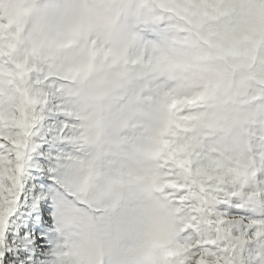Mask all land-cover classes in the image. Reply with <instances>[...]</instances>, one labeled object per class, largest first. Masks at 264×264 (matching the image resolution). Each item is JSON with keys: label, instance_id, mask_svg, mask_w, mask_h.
Listing matches in <instances>:
<instances>
[{"label": "snow or ice", "instance_id": "obj_1", "mask_svg": "<svg viewBox=\"0 0 264 264\" xmlns=\"http://www.w3.org/2000/svg\"><path fill=\"white\" fill-rule=\"evenodd\" d=\"M0 264H264V0H0Z\"/></svg>", "mask_w": 264, "mask_h": 264}, {"label": "rangeland", "instance_id": "obj_2", "mask_svg": "<svg viewBox=\"0 0 264 264\" xmlns=\"http://www.w3.org/2000/svg\"><path fill=\"white\" fill-rule=\"evenodd\" d=\"M63 0H40L42 6H52L58 3H62ZM254 144H258L259 141L254 140ZM229 149L227 152L228 156L237 155L236 152L232 151V141L231 138H224L220 133H209L205 138V148L203 150L202 156L206 158L207 156H217L219 152H223L225 149ZM209 149H218L219 152H209Z\"/></svg>", "mask_w": 264, "mask_h": 264}]
</instances>
